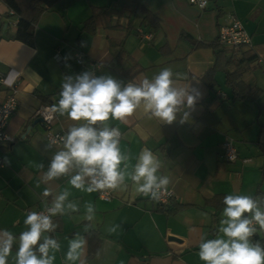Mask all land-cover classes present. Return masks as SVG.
Instances as JSON below:
<instances>
[{
  "label": "crops",
  "instance_id": "crops-1",
  "mask_svg": "<svg viewBox=\"0 0 264 264\" xmlns=\"http://www.w3.org/2000/svg\"><path fill=\"white\" fill-rule=\"evenodd\" d=\"M136 2L157 17V28L144 23L143 13L133 8ZM92 15L95 28L88 31L82 26ZM233 18L249 35L250 43L242 49L254 58L242 78L261 90L256 101L232 100L218 66L211 71L212 89L203 80L215 63L210 44L218 27ZM16 20L0 0V73H18L17 105L5 128L13 140L0 143V230L17 237L7 264H15L27 212L52 206L65 190L69 193L65 204L75 203L79 210L66 209L52 218L57 228L45 235L60 244L53 264H72L66 253L77 233L87 240L81 257L86 264H204L198 244L202 237L222 235L226 195L259 197L264 208V107L259 108L264 103V0H207L203 8L187 0H59L35 19L32 44L13 38ZM76 51L82 52L84 66L74 62ZM89 63L98 64L96 77L111 76L122 88L152 80L169 67L174 86H191L201 93L194 108L181 106L177 121L170 125L146 112L143 103L126 120L106 122L119 129V147L128 157L125 182L108 190V200L98 191L74 188L69 181L79 170L75 167L67 175L45 179L54 155L65 150L64 143L49 147L42 122L35 121L40 105L51 109L58 103L66 75L86 71ZM6 91L0 83V102ZM185 111L189 119L180 123ZM53 115L52 130L65 137L72 127L85 123L67 114ZM226 138L237 149L232 162L219 157V144ZM144 148L161 161L157 175L170 178L167 188L173 195L164 207L137 194L130 178ZM45 189L50 195H44ZM89 203L96 209L91 221L85 219ZM255 235L264 239V231L258 229Z\"/></svg>",
  "mask_w": 264,
  "mask_h": 264
},
{
  "label": "clouds",
  "instance_id": "clouds-1",
  "mask_svg": "<svg viewBox=\"0 0 264 264\" xmlns=\"http://www.w3.org/2000/svg\"><path fill=\"white\" fill-rule=\"evenodd\" d=\"M173 71L163 68L152 80L143 79L139 84L129 83L126 87L111 76H92L84 72L76 77L67 76L62 82L58 103L51 106L52 113H59L73 121H84L72 127L64 139V149L58 151L45 173L46 180L67 175L74 167L79 169L69 183L76 189L88 193L101 190H116L125 182L127 156L119 147L121 133L110 128L107 121H124L132 116L143 103L145 111L165 124L177 121L181 106L193 109L201 93L189 86H174ZM194 93V94H193ZM185 111L180 123L187 122ZM100 124L101 127H95ZM123 164L124 170L121 169ZM43 167V165H38ZM161 161L148 148L141 150L130 178L135 192L145 197L159 199L166 191L170 178L158 176ZM87 184V186H86ZM44 195H50L45 189ZM69 193L65 190L57 195L47 214L29 211L23 224L26 230L18 236L15 264H53L55 252L60 244L45 233L54 232L56 215L67 210L78 211L77 204H65ZM224 208L216 238H201L198 256L204 264H264V246L253 242L258 229L264 231V208L261 199L246 194H228L223 200ZM95 207L86 206L85 219L95 218ZM111 231H115L112 228ZM17 237L7 229L0 230V264H7ZM42 241V242H41ZM87 240L79 233L68 244L66 260L72 264H86L81 257L85 254Z\"/></svg>",
  "mask_w": 264,
  "mask_h": 264
},
{
  "label": "trees",
  "instance_id": "trees-1",
  "mask_svg": "<svg viewBox=\"0 0 264 264\" xmlns=\"http://www.w3.org/2000/svg\"><path fill=\"white\" fill-rule=\"evenodd\" d=\"M7 7L16 16L15 31L13 38L21 40L27 44L33 43V24L37 16L45 9L50 7L53 3L59 0H3ZM134 10L143 13V21L150 25L152 29L158 27V19L152 15L143 6L137 2L134 3ZM95 18L92 15L86 19L82 28H87L88 31H93L95 28ZM214 49L215 63L213 69L208 70L203 77L205 84L209 88H213L215 80L212 77V72L216 66L220 67L224 74V83L229 87L232 100H251L256 101L260 96L261 90L254 84L247 83L243 80L242 75L249 68V62L254 58V55L248 49H242V46L237 48H225L217 39L211 44ZM264 104V103H262ZM259 103V108H262ZM213 216L212 221H214ZM254 242H259L264 246V239L257 235L251 238Z\"/></svg>",
  "mask_w": 264,
  "mask_h": 264
},
{
  "label": "built area",
  "instance_id": "built-area-1",
  "mask_svg": "<svg viewBox=\"0 0 264 264\" xmlns=\"http://www.w3.org/2000/svg\"><path fill=\"white\" fill-rule=\"evenodd\" d=\"M190 4L196 5L199 8L205 7L207 0H187ZM217 41L227 47H239L243 45H248L250 43L249 35L244 30L241 22L235 18H233L229 23L220 25L218 27ZM58 63L62 64L63 60L57 55H54ZM73 60L76 64L80 66H84V56L82 52L76 51L73 55ZM98 68L97 63H89L86 71L90 73L92 76L96 77V70ZM84 72L78 71L73 74L66 75L76 77L78 75L83 74ZM18 76L17 72H12L10 75L9 72L7 73H0V83L4 85L7 89L6 94L3 100L0 102V143H8L13 140V137L10 136L5 128L8 123L9 117L14 112L17 101L15 97V81L16 77ZM35 116L41 118L42 125L44 126V135L49 147L60 145L64 143V139L66 138L62 132H57L52 130L51 125L54 120V115L51 112V109L47 105H40L36 111ZM220 151L219 157L226 161L232 162L237 158V149L234 145V142L226 138L220 144ZM2 164V160L0 158V166ZM173 192L171 189L166 191H162L160 194L159 199H156L157 203L164 207L169 200L171 199ZM98 196L101 199L108 200L110 198V192L108 190H101L98 191ZM51 207V205L46 204L41 208L31 211H40L44 214H47V209Z\"/></svg>",
  "mask_w": 264,
  "mask_h": 264
},
{
  "label": "water",
  "instance_id": "water-1",
  "mask_svg": "<svg viewBox=\"0 0 264 264\" xmlns=\"http://www.w3.org/2000/svg\"><path fill=\"white\" fill-rule=\"evenodd\" d=\"M35 121H41V118L40 117H37L36 119H35ZM34 121V122H35Z\"/></svg>",
  "mask_w": 264,
  "mask_h": 264
}]
</instances>
